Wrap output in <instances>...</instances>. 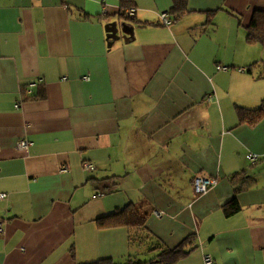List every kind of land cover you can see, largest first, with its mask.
Returning <instances> with one entry per match:
<instances>
[{
    "label": "crops",
    "instance_id": "obj_1",
    "mask_svg": "<svg viewBox=\"0 0 264 264\" xmlns=\"http://www.w3.org/2000/svg\"><path fill=\"white\" fill-rule=\"evenodd\" d=\"M127 3L0 0V264L147 261L159 249L97 223L131 202L163 247L193 236L174 264H264V116L236 111L264 99V45L248 41L264 0H188L170 25L173 0ZM115 21L133 38H109ZM197 175L218 181L197 194Z\"/></svg>",
    "mask_w": 264,
    "mask_h": 264
},
{
    "label": "trees",
    "instance_id": "obj_2",
    "mask_svg": "<svg viewBox=\"0 0 264 264\" xmlns=\"http://www.w3.org/2000/svg\"><path fill=\"white\" fill-rule=\"evenodd\" d=\"M122 8L129 5L128 0H122ZM188 10V0H173V7L168 11L171 23L174 22L178 17H180L184 12ZM123 9L121 15L125 19H134V15L131 16L127 11ZM212 13H210L211 15ZM135 20V19H134ZM208 22H212V18ZM248 41L259 42L264 45V11H256L250 25L248 26ZM255 65V63L253 64ZM251 72V68L249 69ZM264 76V70L262 73ZM236 111L240 123L247 122L248 124L254 125L259 122V120L264 116V99L256 108H248L242 105L236 106ZM246 178V173L240 172L236 173L231 177V181L234 185H237L240 181L241 184ZM241 209L240 202L237 197H233L224 206L223 210L227 216H230ZM152 207L146 203H135L131 202L123 207L116 208L114 211L100 216L97 218V223L102 227H113V226H125L128 229V242L130 246L134 245H145L151 250L159 249L157 256L147 260V261H137L128 259L126 262H115L110 258L99 259L92 262H87L84 264H174L180 259L187 256L194 245L190 243L192 237H187L176 247L169 248L163 247L159 239H157L147 226V219L152 212Z\"/></svg>",
    "mask_w": 264,
    "mask_h": 264
},
{
    "label": "built area",
    "instance_id": "obj_3",
    "mask_svg": "<svg viewBox=\"0 0 264 264\" xmlns=\"http://www.w3.org/2000/svg\"><path fill=\"white\" fill-rule=\"evenodd\" d=\"M127 13L129 15L133 16L136 13V9L130 8L127 10ZM160 18L164 24H166V25L171 24V20L169 18L168 11L161 12ZM219 69L220 70H228L229 68L227 66L222 65V66H219ZM31 145H32V142L30 140L21 139L18 142L17 147L20 150L28 152ZM248 158L250 159V161L255 163L258 161L259 155L257 153L252 152L248 155ZM83 169L85 171H94L96 169V166L91 162H84L83 163ZM217 181H218L217 178H214V177H205V176L197 175L193 180V186H194V189H195L197 194H203V193H206L213 185H215L217 183ZM4 197H6V194L0 193V198H4ZM3 233H4V224H3V221L0 220V235ZM203 261H204V264H216L214 257L209 253L204 254Z\"/></svg>",
    "mask_w": 264,
    "mask_h": 264
},
{
    "label": "water",
    "instance_id": "obj_4",
    "mask_svg": "<svg viewBox=\"0 0 264 264\" xmlns=\"http://www.w3.org/2000/svg\"><path fill=\"white\" fill-rule=\"evenodd\" d=\"M122 31L124 33V38L128 41L134 36V26L127 24L126 22H122L119 24L117 21L110 22L107 24V31H108V37L109 38H119V31Z\"/></svg>",
    "mask_w": 264,
    "mask_h": 264
}]
</instances>
